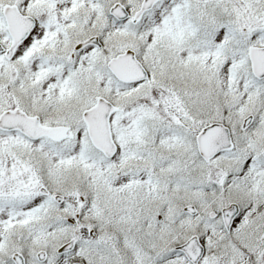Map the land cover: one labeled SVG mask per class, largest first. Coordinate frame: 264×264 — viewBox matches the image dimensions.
Segmentation results:
<instances>
[{
  "label": "snow or ice",
  "instance_id": "1",
  "mask_svg": "<svg viewBox=\"0 0 264 264\" xmlns=\"http://www.w3.org/2000/svg\"><path fill=\"white\" fill-rule=\"evenodd\" d=\"M0 264H264V0H0Z\"/></svg>",
  "mask_w": 264,
  "mask_h": 264
}]
</instances>
